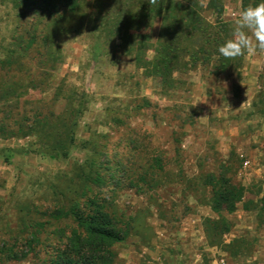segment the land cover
<instances>
[{
    "label": "rangeland",
    "instance_id": "1",
    "mask_svg": "<svg viewBox=\"0 0 264 264\" xmlns=\"http://www.w3.org/2000/svg\"><path fill=\"white\" fill-rule=\"evenodd\" d=\"M75 1L0 0V264L91 198L113 264H264V59L217 51L259 0Z\"/></svg>",
    "mask_w": 264,
    "mask_h": 264
},
{
    "label": "trees",
    "instance_id": "2",
    "mask_svg": "<svg viewBox=\"0 0 264 264\" xmlns=\"http://www.w3.org/2000/svg\"><path fill=\"white\" fill-rule=\"evenodd\" d=\"M79 1L70 3L68 9L78 8L81 4ZM118 1L123 3L127 0ZM163 2L165 3V0ZM140 5L138 4V7ZM160 9L161 7H158L155 11ZM149 12H153L152 8H149ZM88 202L93 206L99 204L97 206L99 210H93L90 214L77 212L73 208L66 210L60 208L57 211L58 217L71 219L73 225L63 235L61 246L50 257L49 264H113L114 256L109 247L123 241L125 231L111 221L108 212L104 211V206L96 199H88ZM34 236V233H31L29 238H24L21 242L16 240L13 243L0 242V255L6 261L24 258L31 250ZM35 240L38 241L37 238Z\"/></svg>",
    "mask_w": 264,
    "mask_h": 264
},
{
    "label": "clouds",
    "instance_id": "3",
    "mask_svg": "<svg viewBox=\"0 0 264 264\" xmlns=\"http://www.w3.org/2000/svg\"><path fill=\"white\" fill-rule=\"evenodd\" d=\"M233 37L225 40L217 51L225 59H234L245 51H264V0L242 8L232 21Z\"/></svg>",
    "mask_w": 264,
    "mask_h": 264
},
{
    "label": "crops",
    "instance_id": "4",
    "mask_svg": "<svg viewBox=\"0 0 264 264\" xmlns=\"http://www.w3.org/2000/svg\"><path fill=\"white\" fill-rule=\"evenodd\" d=\"M258 57L261 59H264V51H256L255 52ZM254 83H256V81H254ZM258 86H260V84H258ZM260 138H264V123L260 126ZM261 166V165H260ZM260 179H263L262 181H264V177L263 176H260Z\"/></svg>",
    "mask_w": 264,
    "mask_h": 264
}]
</instances>
